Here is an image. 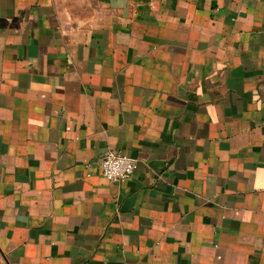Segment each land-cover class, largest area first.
Listing matches in <instances>:
<instances>
[{
    "label": "crops",
    "instance_id": "obj_1",
    "mask_svg": "<svg viewBox=\"0 0 264 264\" xmlns=\"http://www.w3.org/2000/svg\"><path fill=\"white\" fill-rule=\"evenodd\" d=\"M0 264H264V0H0Z\"/></svg>",
    "mask_w": 264,
    "mask_h": 264
},
{
    "label": "built area",
    "instance_id": "obj_2",
    "mask_svg": "<svg viewBox=\"0 0 264 264\" xmlns=\"http://www.w3.org/2000/svg\"><path fill=\"white\" fill-rule=\"evenodd\" d=\"M138 167L135 158L125 152L109 150L101 161L102 174L111 181H120L132 175Z\"/></svg>",
    "mask_w": 264,
    "mask_h": 264
}]
</instances>
